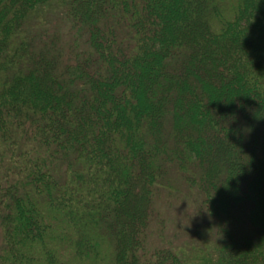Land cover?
Instances as JSON below:
<instances>
[{
  "label": "trees",
  "instance_id": "16d2710c",
  "mask_svg": "<svg viewBox=\"0 0 264 264\" xmlns=\"http://www.w3.org/2000/svg\"><path fill=\"white\" fill-rule=\"evenodd\" d=\"M0 264H264V0H0Z\"/></svg>",
  "mask_w": 264,
  "mask_h": 264
},
{
  "label": "rangeland",
  "instance_id": "374dc122",
  "mask_svg": "<svg viewBox=\"0 0 264 264\" xmlns=\"http://www.w3.org/2000/svg\"><path fill=\"white\" fill-rule=\"evenodd\" d=\"M229 95L233 96V95H235V93L230 92ZM212 100H214V99H212ZM206 122L207 121H205V124L208 123V122L207 123ZM206 126L210 127V124L208 123V125H206ZM178 185H180L179 188L176 187L178 191L174 190V187L170 184L166 188V190L171 191L170 193L165 192L166 193L165 197L167 199L166 203H169V200L171 201V203L168 207H164L161 214H160L164 218V220H166L165 222L167 223V225L172 229L178 228V226H180L181 223H185L186 226L189 225L190 219H191V215H190L191 202H190L189 194H188L186 187H185L183 182H182V184H178ZM186 217H188V218H186ZM259 217H260V215H259ZM185 218H186V220L183 221ZM176 224L178 226H174Z\"/></svg>",
  "mask_w": 264,
  "mask_h": 264
}]
</instances>
